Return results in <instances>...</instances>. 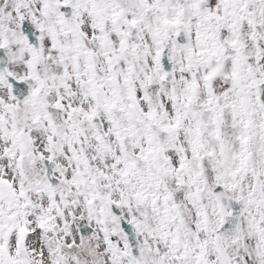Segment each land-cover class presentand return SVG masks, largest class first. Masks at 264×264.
Returning a JSON list of instances; mask_svg holds the SVG:
<instances>
[{"label":"snow or ice","instance_id":"snow-or-ice-1","mask_svg":"<svg viewBox=\"0 0 264 264\" xmlns=\"http://www.w3.org/2000/svg\"><path fill=\"white\" fill-rule=\"evenodd\" d=\"M0 264H264V0H0Z\"/></svg>","mask_w":264,"mask_h":264}]
</instances>
